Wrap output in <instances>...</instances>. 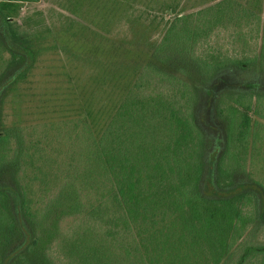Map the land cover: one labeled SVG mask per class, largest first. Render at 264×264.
I'll list each match as a JSON object with an SVG mask.
<instances>
[{
  "label": "trees",
  "instance_id": "16d2710c",
  "mask_svg": "<svg viewBox=\"0 0 264 264\" xmlns=\"http://www.w3.org/2000/svg\"><path fill=\"white\" fill-rule=\"evenodd\" d=\"M38 1L0 0L10 33L0 39L22 63L19 74L0 81V264H53L49 249L72 219L81 220L70 238L61 237L65 264H225L239 247L233 264L256 257L264 264V244H240L254 223L264 226V160L254 161L264 156L257 139L264 124L253 120L264 121V88L251 84L232 98L222 127L202 118L195 103L197 94L217 98L211 67L239 63L199 55L200 42L219 25L243 24L253 14L222 0L175 16L153 52L137 48L124 60L142 62L172 90L133 84L118 105L97 109L103 121L92 108L80 109L60 132L53 129L59 147L51 151L46 134L25 142L17 125L1 119L5 96L36 61L34 46H11V8ZM261 50L259 60L264 34ZM188 59L199 75L188 73Z\"/></svg>",
  "mask_w": 264,
  "mask_h": 264
},
{
  "label": "rangeland",
  "instance_id": "374dc122",
  "mask_svg": "<svg viewBox=\"0 0 264 264\" xmlns=\"http://www.w3.org/2000/svg\"><path fill=\"white\" fill-rule=\"evenodd\" d=\"M220 1L39 0L15 4L11 8L14 11L10 20V39L15 43L10 40L11 46L17 50V45L21 44L34 46L36 61L5 96L1 106L3 126L11 128L17 125L25 142L34 140L31 135L40 137L46 134L45 141L50 143L49 150L53 151L59 147L53 129L60 132L61 122L75 118L80 109L88 112L92 108L97 120L103 121V117L100 119L96 113L97 109L110 110L112 105H118L133 84L141 82L147 91L156 93L171 91L168 81L144 71L140 65L142 62L125 64L124 60L135 56L137 48L153 52L175 16L195 13ZM231 1L238 11L252 13L253 20L219 25L196 50L199 55L209 52L239 62L230 65L222 62L211 67L208 73L216 76L213 84L217 98L212 100L197 94L198 100L195 99L198 114L202 118L208 116L213 124L221 127V119L226 107L232 104V98L245 92L251 84L264 88V55L259 60L264 34V0ZM9 35L7 24L0 19V38H8ZM127 46L133 49L128 52ZM7 47L0 39V81L19 74L22 68V63L16 62ZM115 55L122 61L109 62ZM254 57L256 60H247ZM186 63L189 64V74L202 72L196 66L191 68L189 59L184 61ZM253 120L264 124L258 116L253 115ZM208 132L211 136V131ZM257 139L263 145L258 148L264 150V135L257 136ZM263 160L264 156L254 155L256 164L263 163ZM52 191L50 196L55 193ZM78 220L62 224V235L47 254L53 264L66 263L61 237L70 238ZM254 228L255 223L248 228L240 244H264V226ZM241 248H235L232 261L225 264H233ZM260 260V257L250 258L246 264H259Z\"/></svg>",
  "mask_w": 264,
  "mask_h": 264
}]
</instances>
